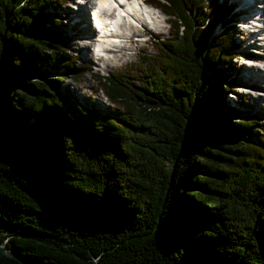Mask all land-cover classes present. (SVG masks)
Instances as JSON below:
<instances>
[{
    "label": "trees",
    "instance_id": "1",
    "mask_svg": "<svg viewBox=\"0 0 264 264\" xmlns=\"http://www.w3.org/2000/svg\"><path fill=\"white\" fill-rule=\"evenodd\" d=\"M151 1L170 34L102 75L66 0H0V244L33 264H264V123L226 114L250 105L234 5ZM86 75L107 107L62 87Z\"/></svg>",
    "mask_w": 264,
    "mask_h": 264
},
{
    "label": "rangeland",
    "instance_id": "2",
    "mask_svg": "<svg viewBox=\"0 0 264 264\" xmlns=\"http://www.w3.org/2000/svg\"><path fill=\"white\" fill-rule=\"evenodd\" d=\"M66 1L67 2L63 4V7H62L63 12H61L60 15H62L64 18H67L66 28L73 35V38H71L70 40L72 54L78 55L81 61H87L88 63L91 64V65L89 64L91 68L95 69L96 71L100 73L106 74V75H109L111 73H117L120 70H128L129 67H131L133 63H137L142 60L143 53H149V52L155 51V47L159 45L160 41H158L156 44H154V41H157L158 39L160 40L164 39L170 34L169 24L167 23L165 25L161 23L159 20H157L158 23L160 22L159 25L161 26V30H154V32L150 34L148 33V31L141 30L147 35H152L151 39L148 42L135 41L133 46H131V49H128L127 51H125L124 55L118 52L112 53L111 55H113L114 57L112 59L114 60L113 63L105 61V60H100V59L98 60L97 56L89 57L86 54V50L89 45L88 43H90L91 42L90 40H92L90 33L89 32L79 33L78 32L79 29L75 30V27L73 25V23H75L76 21L73 15L77 14L78 11H81L82 4H87V6H89L91 0L90 2L88 1L86 2V0H66ZM255 3H258V1L256 0ZM256 5L257 4H252V7L254 8ZM252 19L253 18H251V20ZM254 22L261 24V22L257 18L254 19ZM218 30L219 31L217 32L221 31L220 29ZM255 30L256 29H254V31ZM155 31L157 32L155 33ZM154 33L155 35H153ZM244 35H245L246 40L243 43V45L247 44L249 46V41H250L249 35L247 33H245ZM130 43L132 44L133 42H130ZM258 43L259 45H257ZM255 44L257 46H260L259 48L256 49L257 50L256 52L254 51L255 49L248 50V48L250 47H247L246 49L248 51V54L252 53V55L256 56L257 58L254 60H251V59L248 60L244 57H241L240 62H239L240 67L238 68L237 71L236 70L233 71V79L232 80L228 79L226 82L228 84L234 83L235 85L234 88L240 91L239 94L242 93L244 95V97L247 99L250 105L249 107L248 106L246 107L245 105L243 106L238 105L236 107L234 106V109L230 113H226V114L232 115L235 113V114H238V116L242 115V116H245L246 118L248 117L258 118L259 117L261 119L259 121L264 123V100H263L264 96L262 99H258L257 101H255V94L259 91L253 92L254 89L252 88V86H250L249 83H245L249 81L250 83L256 82L257 84L258 83L264 84V71H263L264 69L258 71V72L261 71V74H263L260 79L251 77V74H253V72L256 71L255 65H258L260 67L264 64V52H262L263 51L262 49L264 48V43L259 42V40H255ZM42 74H44V72ZM137 74L140 75L141 72L137 71ZM59 75H61V73L51 72L44 76L48 78H57L59 77ZM248 85L251 87V90L249 92L245 91L246 90L245 86H248ZM64 86L70 87V89L73 92H75V94L79 96L81 99L85 98L91 102H94L100 105L101 107H107L109 105L107 98L105 97L104 93L102 92V90L100 89L98 85L97 80L91 75H86V77L84 78V81L81 83H75L73 79L69 77L65 80V82L62 83V87ZM260 93L264 94V89H262ZM233 122H237V121L235 120ZM262 126H264V124H262Z\"/></svg>",
    "mask_w": 264,
    "mask_h": 264
},
{
    "label": "bare ground",
    "instance_id": "3",
    "mask_svg": "<svg viewBox=\"0 0 264 264\" xmlns=\"http://www.w3.org/2000/svg\"><path fill=\"white\" fill-rule=\"evenodd\" d=\"M87 1L90 2V0H86V2ZM146 1H151V0H146ZM257 1H258V3H255L256 0H252L251 3L249 2V6H250V8H252V11L254 10V11H256V13H260V11H261V15H258L257 19L261 22L262 26H260L256 30H261V28H263V30H264V0H257ZM259 2H261V3H259ZM138 4H140V1L135 0L134 4L130 5L128 8L133 9L135 7V5H138ZM252 4H257V5L253 8ZM81 6H80L81 11H78L77 14L73 15L74 19H76V21H75L76 24L74 27H75V30L79 29L78 30L79 33L89 32L91 37H92V40H90L91 42L88 43L89 45L87 47L86 54L89 57H95V56L103 55V58L101 60H105V61L112 62V63L114 62V60H112L114 58L113 55H111L112 53L118 52V53H122V55H124L125 51H127L128 49H131V46H133V44L135 43L136 40L137 41L144 40L145 35H147V34L142 32L141 30L148 31L149 34L154 32V30H161V26L159 24L161 21L166 20L165 18H162L160 15L151 16L150 14H148V17H147V20H149V23H148L143 18V16H141V17H139V19L142 21L141 28L132 26L130 23H127L125 21H123L121 24H119L117 21H115V23L117 25V28H116L113 24V21H111L110 22L111 26L109 28L111 30H112V28H114L117 30V32L120 29L121 38L124 41V43L121 42V44H119V43L112 44L111 42L115 41L114 37H99L97 39V37L94 36L95 35L94 32L96 29H95V26H94V28L92 27V21L90 18V9L93 6L92 0L90 2L89 6H87V4H82ZM160 13H163V12L160 10ZM140 15H142V14L140 13ZM254 19L255 18H253L252 20L254 21ZM157 20H159L160 22L158 23ZM128 30L130 32H138L139 35H136V33L128 34L127 33ZM107 31H108V29L104 30V32H107ZM156 32L157 31H155V33ZM155 33L153 35H155ZM263 34H264L263 31L261 33H259L255 37V40H259V42L264 43V35ZM147 36L149 37V40L152 37V35H147ZM98 40H100L102 42L98 43V52L96 54V52L94 51V45L98 42ZM159 41H161V40H159ZM130 42H133V43L131 44ZM108 43H110V45L107 48H104L103 46H105ZM154 44H155V41H154ZM257 45H259V43ZM262 50H263L262 52H264V48ZM255 67H256V71L253 72V74H251V77L256 78V79H260L263 74H261V71L260 72H258V71L264 69V64L260 67L258 65H255ZM248 72H249V70H248ZM245 83H249L250 86H252V88L254 89L253 92L259 91L255 94V101L263 98L264 94L260 93V92L262 89H264V86H263L264 84H261V83L257 84L256 82L250 83L249 81H247Z\"/></svg>",
    "mask_w": 264,
    "mask_h": 264
},
{
    "label": "water",
    "instance_id": "4",
    "mask_svg": "<svg viewBox=\"0 0 264 264\" xmlns=\"http://www.w3.org/2000/svg\"><path fill=\"white\" fill-rule=\"evenodd\" d=\"M0 251L9 257H13V258L18 259L23 264H33L29 259L20 255L19 252L11 250V249H9V248L5 247L4 245H1V244H0Z\"/></svg>",
    "mask_w": 264,
    "mask_h": 264
}]
</instances>
